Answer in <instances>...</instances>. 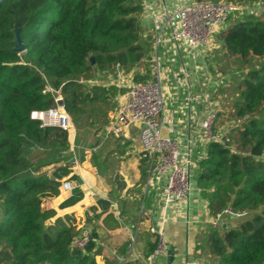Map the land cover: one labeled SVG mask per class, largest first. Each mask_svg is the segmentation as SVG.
<instances>
[{
    "label": "trees",
    "instance_id": "16d2710c",
    "mask_svg": "<svg viewBox=\"0 0 264 264\" xmlns=\"http://www.w3.org/2000/svg\"><path fill=\"white\" fill-rule=\"evenodd\" d=\"M197 1L244 5L248 0ZM141 15L142 0H0V264H98L102 249L96 227L90 229L94 241L79 249L73 242L84 227L76 228L68 217L45 224L44 196L57 197L62 183L77 176L70 166L71 133L42 128L31 115L56 108L60 99L76 132L91 128L94 134L104 133L120 91L92 82L133 69L145 71L135 73V82L149 79L152 45L149 35L143 37ZM243 16L222 31L219 46L225 64L241 69L237 99L230 115H216L214 139L196 175L210 217L222 219L197 246L205 264H264V19L255 13ZM14 29L24 46L21 54L15 52ZM229 118L234 124L218 138L216 124ZM113 141L112 152L124 155L129 143ZM83 160L90 161V170L98 167L94 152H83L80 164ZM139 170L142 182L143 160ZM113 183L119 193L125 190L116 172ZM82 195L73 189L61 206L77 204ZM96 203L106 217L103 225L115 224L109 203ZM126 205L122 201V210ZM227 210L252 217L228 228ZM99 218L87 214L85 225ZM145 245L147 259L156 242L147 239Z\"/></svg>",
    "mask_w": 264,
    "mask_h": 264
},
{
    "label": "built area",
    "instance_id": "2783aa9c",
    "mask_svg": "<svg viewBox=\"0 0 264 264\" xmlns=\"http://www.w3.org/2000/svg\"><path fill=\"white\" fill-rule=\"evenodd\" d=\"M174 1L173 7L169 8L167 0H142V17L149 18V26H142L143 37H151V56L149 59V79L146 82H135L128 76L117 77L114 84L120 91L117 97L114 113L109 118V125L102 135L103 139L130 140V133L135 132L139 144V159L145 162L147 171L143 199L147 192L153 191L159 199L157 203L161 207L160 219L155 225L151 219L148 232L156 242L155 251L146 259V264H155L157 257L166 254V240L164 226L169 216L174 211L180 210L182 205L188 203L190 195L196 191L193 185V170L198 169L191 161V152H183L177 140L163 134L162 119L165 112L164 81L170 72L168 68H162L159 59V49L169 45L173 56L181 57L182 53L192 57L207 56L211 49L215 48L214 35L225 25L235 7L223 2H208L197 0H170ZM247 14L253 11H247ZM174 61V59H171ZM207 73L208 71L205 70ZM179 75L187 76L185 68L178 72ZM144 75V74H142ZM178 75V76H179ZM118 76V75H117ZM176 77V76H174ZM97 84L93 81L92 84ZM183 87L178 80L176 88ZM60 99H56V103ZM204 99L189 90L182 100V107L189 110L190 107L202 104ZM216 114L208 115L200 127L203 131V141L208 143L213 140L211 129L215 122ZM31 119L40 123L42 128H59L69 133L75 129L70 116L58 105L54 109L42 112H34ZM171 119H166L168 133H173L170 125ZM74 138L72 137V141ZM72 149L74 148L71 143ZM73 158L70 166L72 170L80 167L79 156L72 150ZM83 185H89L88 180L81 175ZM78 186V185H77ZM75 186L65 181L61 190L71 192ZM159 192L161 197H159ZM174 209V211H171ZM179 212V211H178ZM171 213V214H170ZM224 215L241 217L225 211ZM119 214L117 213V216ZM150 213L145 209L143 201L139 209V218H150ZM221 216L210 217L208 228H215L221 224ZM188 224V221H187ZM136 233L131 237V246L135 243ZM94 241L90 235V229L83 228L80 237L73 242V247L82 249L88 241ZM181 264H205L200 260L185 258Z\"/></svg>",
    "mask_w": 264,
    "mask_h": 264
},
{
    "label": "crops",
    "instance_id": "0c3cea01",
    "mask_svg": "<svg viewBox=\"0 0 264 264\" xmlns=\"http://www.w3.org/2000/svg\"><path fill=\"white\" fill-rule=\"evenodd\" d=\"M167 3L168 7L172 8L174 1L167 0ZM140 23L142 26L148 27L150 19L147 17L143 18L141 15ZM218 42L219 40L216 38L215 48H219L220 44ZM176 60H179L178 69L176 70V67L169 66L168 70L170 72L164 81V97L168 100V105H165L164 118L162 119L163 134L177 140L183 152L189 149L192 154V150H194L200 162L205 156L208 145V143L203 141V131L200 127V122L208 115L213 113L218 115L220 113L217 106L213 105L214 100L212 98L215 95L213 96L211 93L212 88L215 87L212 79H214L216 74L214 75L210 69V55L192 57L191 55L182 53L181 57H175V61L170 60L171 64H175ZM183 67L187 76H183L184 79L182 80L183 77L178 72ZM134 71L140 75L144 72L145 75V71H141V69H134ZM178 80L183 83V87H178L177 89ZM189 90L200 95L204 101L198 106L194 105L189 110H185L182 107V100ZM171 93H173V96H170ZM168 118L171 119L170 125L173 128V133H168V124L165 123ZM135 134V132L130 133V140L121 139L122 145L125 142L129 143V145L124 146L125 153H127L125 158L136 160L137 169L135 168V170L139 178L134 186L130 187L121 176L126 184L124 191L119 193L116 188L117 193L115 194L112 188L109 187L110 189L107 190V187V193L96 195L97 178L95 175L97 172L84 169L80 165L77 170H73L77 179L69 180L75 186V189L79 188L83 194L82 199L77 204L65 208L61 206L71 196L72 191L64 192L60 190V194L57 197L50 198L44 196L45 198L43 199L42 208L46 222L51 221L53 224L57 219L68 217L76 228H97L98 241L102 249L101 256L97 258L98 264H146V258L143 255L146 240L148 239L151 243L154 241L153 236L148 232V227L151 219L157 225L161 216V207L157 203L159 199L152 191L149 198V207L146 208L150 213V218H145L144 220L139 218L140 205L146 197L143 199L145 179L142 182L140 181L139 144L138 148L133 145V140L137 139V135L135 136ZM71 143L74 145V140ZM124 155H120L122 157L120 160L125 159ZM81 175L88 180L89 185H83ZM126 190H129V192L126 193ZM112 194L115 196L112 197ZM159 197H161L160 192ZM97 200L109 203L108 215L112 217L115 224L103 225L106 217L104 214H101L102 210L98 207ZM122 201L127 203L125 211L122 210ZM133 203L134 205H132ZM127 209L128 212H126ZM171 211H174V209ZM178 211L170 213L169 220L164 226L166 254L164 253L157 257L155 264H181L185 258L201 261V251L197 250V246L202 243L203 233L208 229L210 215L207 204L201 198L198 189L190 195L188 203L182 205ZM117 213L119 214L118 216ZM87 214L93 218H96V215H100V218L99 220H93L91 225L86 226L85 217ZM1 217L2 209L0 207V219ZM135 233V243L131 246L130 239Z\"/></svg>",
    "mask_w": 264,
    "mask_h": 264
},
{
    "label": "rangeland",
    "instance_id": "374dc122",
    "mask_svg": "<svg viewBox=\"0 0 264 264\" xmlns=\"http://www.w3.org/2000/svg\"><path fill=\"white\" fill-rule=\"evenodd\" d=\"M232 6L235 7V9L230 14L225 25L219 30V32L216 35H214V38L215 39L217 38L219 40L218 42L219 44H221L223 40L220 37L222 31L225 30L228 24L234 21L235 19H242L244 17L243 16L244 13H246L247 11L249 12L253 11V13H255V16H261L264 19V0H248L244 5L232 4ZM214 44H215V40H214ZM220 54L221 52L217 47L211 49V52L209 53L210 69L213 71L214 75L216 74L214 76V79H212L215 87L212 88V90L211 89L210 90L212 91L211 93L213 94V96L215 95V97L212 98V100H214L213 105L215 107L217 106L220 112H224L223 115H230L232 109V103H234L237 99V96L234 95V89L236 83L241 78V69L234 68L231 62L225 64V61L222 60V58H220ZM158 55L162 68H168L169 66H171L174 68L176 67L175 68L176 70L178 69L179 60H176L175 64H171L170 62L171 59H174L175 61V56H173L172 50L169 45H165L163 48H160ZM142 74H144V72H142ZM119 76L120 77L130 76L129 79H127L129 81L131 80L132 76L133 77L135 76V71L133 69L129 73L127 72L125 73L123 70H118L117 73L115 74L101 76L100 78H96L95 81L97 83L99 82L104 85H111L116 82L117 77ZM183 79L184 77L182 78V80ZM173 93H171L170 96H173ZM164 102L165 105H168V100L165 99ZM113 113H114L113 110L108 113L109 118L113 115ZM89 116L92 119H94L93 115H89ZM109 118L105 130L109 125V121H110ZM70 120L72 122L71 117ZM232 122L233 121H231V119L229 118L227 123H224L223 125L216 124L218 127L217 128L218 138L224 135L228 130V127L234 124ZM73 126L75 129V133L74 136H72L73 133H71V141L73 137L74 148L72 149L71 147V151L74 150L76 152V154L80 157L79 160L82 158L83 152L85 151L96 153L98 167H95L92 170L97 172V174L95 175L97 178V189L95 191L96 195H101V193H107L106 191L107 187H108L107 190L112 188L113 192L115 194L117 193L116 186L113 183V174L115 172L119 173V175L126 180V182L130 187L135 185V183L138 181L139 178V175L135 170V168L137 169L136 160H133L132 158L126 159L125 157L127 156L126 155L127 153H125L124 155L125 159L120 160V158L122 157L118 155L117 152H112L114 147L113 138L109 137L103 139L102 138L103 133L94 134V131L91 128H84L85 130L84 129L80 131L77 130L76 132V127L74 124ZM97 140H99L100 142L98 144H95ZM136 140H133L134 141L133 145H135V147L138 148V143ZM191 161L193 162L194 165H196L199 162L194 150H192ZM80 165L83 166L82 168L89 170L90 161L86 162L83 160V164ZM101 165L102 166L105 165V168L101 167ZM196 175H197V170L195 171L193 170V174H192L193 185L196 183L195 182ZM151 193L152 191L149 190L147 192L146 198L143 200L145 209L149 207V198L151 197ZM111 196L114 197L115 195L112 194ZM251 217L252 214L248 213L247 215H243L241 217H232L231 219L226 218L225 222L227 223L228 228H235L239 224V222L245 221ZM220 232L223 233V229ZM200 258L202 261H205L203 257L200 256Z\"/></svg>",
    "mask_w": 264,
    "mask_h": 264
},
{
    "label": "water",
    "instance_id": "95a60500",
    "mask_svg": "<svg viewBox=\"0 0 264 264\" xmlns=\"http://www.w3.org/2000/svg\"><path fill=\"white\" fill-rule=\"evenodd\" d=\"M18 30L17 29H14V33H15V44H16V49H15V52H17L18 54H21V53H23L24 52V46H23V44L21 43V41H20V38H19V35H18ZM89 62H90V65L91 66H93L94 65V58L92 57V56H90L89 57ZM57 105L59 106V107H62V101L61 100H59V102L57 103ZM45 224L46 225H50V224H52V222L51 221H47V222H45Z\"/></svg>",
    "mask_w": 264,
    "mask_h": 264
}]
</instances>
